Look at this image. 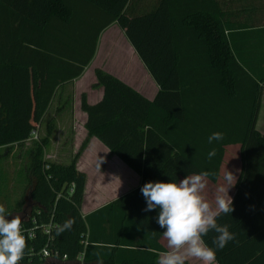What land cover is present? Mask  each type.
Wrapping results in <instances>:
<instances>
[{"label":"trees","instance_id":"1","mask_svg":"<svg viewBox=\"0 0 264 264\" xmlns=\"http://www.w3.org/2000/svg\"><path fill=\"white\" fill-rule=\"evenodd\" d=\"M133 2L0 0V148L36 131L57 89L84 73L113 23L125 31L160 88L151 101L98 69L102 100L90 105L82 95L88 138H97L141 177L137 189L94 214L113 216L109 227L94 231V216L82 214L87 177L77 168V156L69 165L45 159L52 128L38 141L26 167L28 201L6 217H29L28 225H36L23 264H44L45 247L60 258L67 255L64 264H156L161 253L173 249L156 222L159 209L143 211L141 186L179 182L203 170L216 174L207 181L215 185L233 146V158L240 161L233 211L217 223L235 238L217 250L216 262L264 264V134L257 130L264 74L236 58L226 34L249 27L234 23V5L243 8V0H158L137 16L129 13ZM217 131L223 140L209 144L207 137ZM69 219L71 228L57 235L56 226ZM49 223L55 226L51 237L43 230ZM107 230L111 234L101 241L99 234ZM215 235L204 237L209 246Z\"/></svg>","mask_w":264,"mask_h":264},{"label":"crops","instance_id":"2","mask_svg":"<svg viewBox=\"0 0 264 264\" xmlns=\"http://www.w3.org/2000/svg\"><path fill=\"white\" fill-rule=\"evenodd\" d=\"M156 1L158 0H134L129 13L134 16L141 15L152 9ZM241 6L243 8L234 5V14L237 13L234 15V23H249V27L247 26V28L243 29L234 28L233 31L226 34L231 40V47L236 58L251 71H257L263 75L264 0H243ZM185 44L186 41L181 46ZM98 69L117 77L151 101L155 99L160 90L126 37L125 31L117 23L107 27L101 34L96 54L84 73L74 81L57 89L47 114L38 123V128L45 125L47 130L49 128H58L75 131V140L70 144L74 148L71 146L69 148V150L71 149L70 156L63 158L59 153L62 140L57 144L56 140L52 138V131L48 144L44 148V157L47 161L66 165L64 162H70L69 164H71L77 156V168L85 173L87 177L82 205V214L85 218L94 216V214L99 213L114 200L131 193L141 185V177L128 165L116 155H113L97 138H88V132L85 127L87 115L82 111L81 98L82 95H85L90 105L97 104L102 100L104 88L98 84L96 77V70ZM49 114L53 115V119L50 122L46 120ZM261 114L263 115V125L261 124L262 128L259 130ZM43 123L45 124L43 125ZM257 130L264 134V88ZM38 139L39 137H37ZM52 141L55 151L48 154L46 148ZM67 142L68 140L63 145H66ZM57 145L60 146L58 147ZM237 149H239V146ZM232 150L234 152V146ZM104 215L105 213L101 212V214L94 216L92 220L94 231L100 230L105 226L109 227L113 216L108 219ZM110 234L109 230H107V233L102 232L99 234L101 241L105 236L108 238ZM180 251L183 252V249ZM165 253H161L159 258L163 257ZM186 261L189 264H201L200 261L193 258H188ZM216 264L218 263L216 262Z\"/></svg>","mask_w":264,"mask_h":264},{"label":"clouds","instance_id":"3","mask_svg":"<svg viewBox=\"0 0 264 264\" xmlns=\"http://www.w3.org/2000/svg\"><path fill=\"white\" fill-rule=\"evenodd\" d=\"M223 136L222 132H213L207 137V142H219ZM213 156L215 149L208 152L210 159ZM215 175L214 172L203 170L179 182L148 181L141 186L140 192L146 202L143 211L159 209L156 222L166 229L163 236L167 239L168 247L173 249L157 259L156 264H185L188 258L196 259L201 264H216L217 250L234 240V233L227 225L218 224L217 217L233 211L229 189L235 185L236 177L225 169L223 183L215 189L213 209L202 195V190L206 189L208 178ZM8 215L5 208L0 206V264H18L24 255L26 239L20 218L7 219ZM72 223L69 219L57 225L56 234L70 229ZM209 232L216 233L212 239L213 246H209L204 239Z\"/></svg>","mask_w":264,"mask_h":264},{"label":"rangeland","instance_id":"4","mask_svg":"<svg viewBox=\"0 0 264 264\" xmlns=\"http://www.w3.org/2000/svg\"><path fill=\"white\" fill-rule=\"evenodd\" d=\"M260 118L262 123H259V130L263 125L262 114ZM51 119H53V115L49 114L46 120L50 122ZM44 124L45 123H43V125ZM36 131L38 132V140H35L32 135H30L29 138L21 144L0 148V206H3L6 211L18 209L19 207H21L22 202L28 201L30 187L28 184V178L25 169L27 167L32 149L35 148L38 141L43 139L48 134V130L45 125L39 128L37 127ZM74 136H76V133L73 130H63L58 128L53 129L52 138L56 140V143L58 144V142L62 140V145L57 146H60L59 153L63 158L65 156H67V158L70 156L69 153L71 149L69 150V148L71 146L74 148L73 145L70 146L72 141L74 142L75 140ZM66 140H68V142L66 143V145H63ZM52 144L53 141L46 148V152L48 154L55 151V148ZM233 154V152H230L228 157L225 158L226 160L223 169V175L225 169H227L231 171L236 177L237 172L240 170V161L238 159H234ZM69 163L70 162H64V164L66 165ZM223 175L221 176L220 181L217 184H206V189L202 190V195L205 196V198L210 203V207L213 209L215 207V189L219 186V184L223 183ZM232 194L233 187L229 189V195L231 196Z\"/></svg>","mask_w":264,"mask_h":264},{"label":"built area","instance_id":"5","mask_svg":"<svg viewBox=\"0 0 264 264\" xmlns=\"http://www.w3.org/2000/svg\"><path fill=\"white\" fill-rule=\"evenodd\" d=\"M32 137L37 140V132L33 131L32 132ZM74 186L72 185L71 187V192H73L74 190ZM28 220L26 221H21V229L22 232L25 236L26 241H31L34 240L36 238V225L34 226H30L28 225V222L30 221L29 217H27ZM33 223H35V221H33ZM55 228L53 223H49L48 225H46L43 230L44 232L49 235V237H51V231ZM41 258L44 260V264H64L65 262H67L68 257L67 255H64L62 258H60L59 253L57 251L51 250L49 247H45L41 253H40ZM84 257V254H82L79 257V262H82ZM18 264H23V257L21 258V260L18 262Z\"/></svg>","mask_w":264,"mask_h":264}]
</instances>
